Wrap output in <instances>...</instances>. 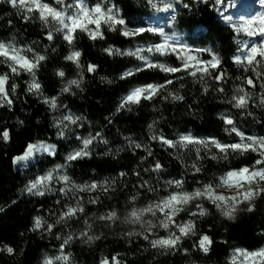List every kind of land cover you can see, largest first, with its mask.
I'll return each instance as SVG.
<instances>
[{
    "label": "trees",
    "instance_id": "obj_1",
    "mask_svg": "<svg viewBox=\"0 0 264 264\" xmlns=\"http://www.w3.org/2000/svg\"><path fill=\"white\" fill-rule=\"evenodd\" d=\"M169 1L174 4V14L172 20L161 25L163 32L173 38L169 42L183 44L193 50L211 48L221 58L226 80L217 83L206 77L207 93L203 92L205 85L202 82L185 73L176 74L184 76L183 81H177L176 77L156 69L121 79L129 69L143 66V61L134 56L109 55L104 49L109 46L122 51L137 47L147 49L163 42L159 32L145 31L139 36L125 37L120 34L124 26L118 25L116 31H108L104 26V39L92 40L78 32L74 44L70 46L60 33H54L52 41L47 40L49 29L43 26L35 13L26 22L23 9L12 7L8 0H0V40L13 41L18 47L32 48L34 53L47 57L36 72L43 95L27 91L30 74L21 71L19 75H14L6 65L0 64V75L8 74L10 77L7 87L12 99L11 107L7 104L0 107V264H44L46 257L60 254L62 239H57V235L64 237L85 230L83 221L86 217L93 225L89 234L101 238L89 243L74 239L66 245L64 252L71 253L70 264H100L101 259L107 257L111 260L113 256L121 264H231L234 249L255 251L264 247V198L255 202L254 212L242 210L235 221L225 220L206 203L210 214L193 218L196 219V235L184 238L178 250L154 249L142 237L125 235L134 230L132 225L123 223V217L132 207L130 197L139 192L137 207L156 198V194L138 187L142 181H149L158 188L159 195L165 194L163 182L169 179L184 178L185 187L191 190L197 186L196 181L214 180L230 169L250 166L258 158L256 153H248L243 156L230 154L227 160H212L202 150L201 155L205 156L200 161L203 172L192 175L191 164L196 161L195 147L168 148L158 140H152L153 135L162 134L175 141L181 134L191 133L199 138L215 137L223 143L237 142L239 138L234 133L225 132L224 129L230 126L221 119L222 115H230L236 126L247 135L264 136V106H259L260 97L264 96L260 83L264 80H257L254 89L245 85L246 90L253 93V100L247 109H236L226 102L236 86L242 84V78L251 76L256 79L251 69L245 72L243 66L233 61V57L241 52V46L237 43L240 32L222 17L218 7L214 6V0H208V3L203 0ZM45 2L52 3L53 0ZM72 2L65 0V3ZM97 2H102L104 7L114 5V10H119L120 18L130 29H149L153 17L166 13L164 0H160L155 7L153 0H87L89 6ZM73 50L82 53L79 67L65 59ZM33 52L26 54L32 57ZM142 55L154 62L172 66L180 64L174 55L161 56L147 51ZM199 55L203 60L211 59L207 52ZM90 64L96 65V70L91 73L87 71ZM58 70L65 72L64 78L56 74ZM257 70L264 74V69ZM72 79L82 80L80 88L72 86L69 93H61L67 81ZM167 79L175 82L161 90L154 99L142 100L139 105H129L117 111L122 98L132 88L148 83L163 84ZM13 83L17 85L14 94L11 92ZM181 83L183 88L180 87ZM220 87L225 89L224 93L217 91ZM169 93L182 95L184 99L173 100ZM45 97H57L58 107L51 109L43 102ZM249 112L251 115H248ZM68 114L84 119L75 125L69 124L63 129L64 135L61 137L58 133L63 125L58 127L57 123ZM150 124L154 125L152 129L148 127ZM5 130L9 133L8 141L2 137ZM96 133H100V136L89 146L91 155L71 162L66 174L77 184L114 181V191L110 190L107 194L102 191L78 192L77 198L83 197L84 214H80L78 219L56 225L50 233L44 229L34 231L35 217L40 216L47 223H54L64 210L63 205L74 204L75 200L58 193L44 197L24 194L22 190L26 183L57 164H64L65 157L82 146L78 137L86 138ZM39 140L55 142L56 154L39 157L25 171L18 169L15 158L23 155L29 144ZM104 140L108 143H103ZM129 141L142 147L136 149L130 146ZM146 149H150L152 155H148ZM215 151L213 149V153ZM156 161L163 165L161 172L145 171L151 169ZM185 164L189 167L185 168ZM122 172L126 175L120 176ZM95 196L100 197L101 203L89 204L88 200ZM57 200L61 203L57 204ZM246 207L244 205L242 209ZM113 208L118 210L120 221L111 224L95 219V216ZM188 218L186 213L179 217L181 220ZM155 231L160 236L167 235L162 229ZM204 234L214 241L208 253L197 246L199 237ZM153 238L155 236H150L149 240ZM6 246L12 247L14 252L9 254L3 250ZM54 264L61 262L54 261Z\"/></svg>",
    "mask_w": 264,
    "mask_h": 264
},
{
    "label": "snow or ice",
    "instance_id": "obj_2",
    "mask_svg": "<svg viewBox=\"0 0 264 264\" xmlns=\"http://www.w3.org/2000/svg\"><path fill=\"white\" fill-rule=\"evenodd\" d=\"M8 2L12 7H19L25 11L23 18L26 22L31 20V14L35 13L43 26L49 29L46 33L47 40L52 41L54 39V33H60L62 34L63 40L70 46L74 44L78 32L86 34L92 40L104 39V26H107L108 31H116L118 25L124 26L121 28L120 34L125 37L139 36L145 31L159 32L163 37V42L151 45L147 49L137 47L135 50L129 49L122 51L112 46L104 49L109 55L134 56L138 60L143 61V66L129 69L122 74L121 79L133 76L137 72L156 69L176 77L177 81H183L185 77L176 76V74L185 73L187 76L198 79L199 82L205 85L203 87L204 93L209 91L206 77L217 83L226 80L227 74L221 68V58L211 48L193 50L183 44L170 43L169 41L173 38L165 34L162 29H130L125 25L124 19L120 18L119 10H114V5L104 7L102 2H97L89 6L87 0H73L72 3H65V0H53L52 3L45 2V0H8ZM203 2L208 3V0H203ZM222 3L223 0H214V6L221 5ZM259 3L264 7V0H259ZM171 7V4L165 5V8ZM184 7L187 8L188 5L185 4ZM225 19L231 20L232 18L225 17ZM234 27L237 32H243L248 37L264 38V12H257L251 18L243 20L242 23ZM237 43L240 42L237 41ZM243 48L247 49V51L243 56H234L233 61L237 65L243 66L245 72L251 69L255 73L256 79L254 80L251 76L244 77L242 78V84L236 86L233 95L226 101L236 109H247L250 101L253 100V93L247 91L245 85L254 89L257 86V80H264V74L257 70L264 69V41L260 44H252L250 47L248 42L245 41ZM145 51L148 53H159L161 56L174 55L180 61V64L179 66H172L168 63L154 62L142 55ZM29 52H33V49L18 47L13 41L0 40V64L6 65L14 75H19L21 71L30 74L31 81L28 83L27 91L43 95L41 84L36 79V72L41 62L45 61L47 57L34 52L32 57H29L26 54ZM201 52H207L211 56V59H201L199 55ZM81 55L82 53L80 51L73 50L65 59L79 67ZM95 70L96 65H88L87 71L89 73ZM56 74L61 78L65 77L63 70H58ZM9 79L8 74L0 75V107H3L5 104L9 107L12 105V99L9 97V89L7 87ZM237 79L241 78L238 77ZM174 82L173 79H167L163 84L148 83L132 88L122 98L117 111L125 109L129 105H139L142 100L154 99L160 94L161 90ZM81 83L82 80L80 79L68 80L61 89V93H69L72 86L80 88ZM16 87L17 85L15 83L11 85V92L13 94L16 92ZM180 87H184L183 83L180 84ZM260 88L264 89V82L260 83ZM217 91L224 93L225 89L220 87ZM169 95L176 101L184 99L179 94L169 93ZM43 102L48 104L53 110L58 107L57 97H45ZM259 106H264V96L260 97ZM248 115H251V113L249 112ZM82 119L84 118L72 114L64 115L57 123L58 127L63 125L58 135L62 137L64 135V128H67L69 124L75 125ZM221 119H223L225 125L230 126L224 129L225 132L229 134L234 133L239 138L237 142L223 143L215 137L199 138L193 136L191 133L181 134L175 141L165 138L162 134L153 135L151 139L158 140L162 145L173 149L177 148V146L181 148H188L190 145L194 146L196 161L191 164L192 175L203 172V166L200 161H203L205 156L201 155L202 150L212 160H227L230 154L243 156L248 153H256L258 158L254 163L250 166L246 165L237 169H230L214 180L207 182L196 181L197 186L191 190L185 187L186 180L184 178L166 180L163 182L164 195H159V189L151 185L149 181H142L138 187L146 190L148 193L156 194V198L149 200L141 207H137L136 202L139 197V192L137 195L130 197L129 203L132 204V207L128 210L127 215L123 217V223L132 225L134 230L125 233L126 236L142 237L144 240L149 241L151 247L154 249L174 251L179 249L184 238L196 235V219L193 218L205 217L210 214L206 203L214 207L220 216L228 221H235L237 214L242 210L249 213L256 210L255 202L264 198V136L247 135L236 126V122L230 115H222ZM65 121L68 123H64ZM153 126V124H150L148 127L152 129ZM99 136L100 133H96L95 136L90 134L86 138L78 137V139H81L82 147L69 153L65 157L64 164H57L55 168L45 175L38 176L28 183L25 191L29 195L44 197L58 193L66 198L71 196L75 200L74 204L66 203L63 205L64 210L59 214L54 223H47L40 216L35 217L33 225L34 231L44 229L50 233L56 225L66 223L72 219H78L80 214H84L85 206L83 204V197L77 198L76 193L102 191L107 194L110 190L114 191V181L112 183L108 181H94L92 183L77 184L66 174V169L70 166L71 162L91 155L89 146ZM2 137L4 141L9 140L7 130L2 133ZM103 143L107 144L108 142L104 140ZM129 144L136 149L142 147L141 144L135 143L134 141H129ZM213 149L216 150L215 153H213ZM146 150L148 151V155H152L150 149ZM40 151L54 156L56 154V146L45 143H40L39 145L29 144L24 154L16 157L15 161L27 160L33 156L34 152ZM184 167L188 168L189 165L185 164ZM162 170L163 165L159 161H156L151 169H145V171L154 173H159ZM124 175L126 174L123 172L120 173V176ZM136 175L139 177V172ZM53 181L63 186L57 189L54 187ZM56 203L60 204L61 201L57 200ZM88 203L93 205L99 204L101 203V199L99 196L91 197ZM242 205H246V209H242ZM182 213H186L189 218L187 220L179 219ZM95 219L115 224L121 220V216L118 210L113 208L103 214L95 216ZM83 223L85 230L78 234L69 233L64 237L57 235V239H62L60 254L55 257H46L44 264H54V261H59L61 264H70L71 253L64 252L66 245H69L74 239H83L85 243H89L101 238L100 236L89 234L93 227L92 223L89 222V218L86 217ZM136 228L141 230L137 231L135 230ZM157 229L164 230L167 235H158L155 231ZM150 236H155V238L149 240ZM213 243L212 238L204 234L199 237L197 246L204 253H208ZM3 250H6L9 254L14 252L12 247L7 246ZM238 259L240 264H264V247L255 251L236 248L231 257V264H237ZM100 264H121V261L116 256L111 257V260L105 257L101 259Z\"/></svg>",
    "mask_w": 264,
    "mask_h": 264
},
{
    "label": "rangeland",
    "instance_id": "obj_3",
    "mask_svg": "<svg viewBox=\"0 0 264 264\" xmlns=\"http://www.w3.org/2000/svg\"><path fill=\"white\" fill-rule=\"evenodd\" d=\"M164 1H165V5L171 4L172 7L171 8H165L166 13L158 14L157 16L153 17V19H152L153 22H151L150 26H151V28H153L155 30L156 29H161V27H162L161 25L162 24L172 20V16L174 14V10H173L174 4L171 3L169 0H164ZM153 2H154L153 4H154V7H155L160 2V0H153ZM217 7L220 10V12L221 11L223 12L222 16L231 17L232 18L231 20H228V21L230 23H232V25H234V26H238L240 23L243 22V20L251 18L257 12H264V7H262L260 5L259 0H231L230 2L223 1V3L221 5H218ZM155 32H157V31H155ZM237 39L240 42L238 44L241 46V50H242L240 52L241 56H243V54L247 51V49L243 48V44H244L245 41L248 42L249 47L252 44H260L262 41H264V38L259 37V39H256L254 37H248L243 32H240L239 38H237ZM60 126H62V125H60ZM40 143H45V144H49V145H55L57 147L55 142L53 143V142L44 141V140H39V142L34 143V144L39 145ZM81 147L73 149L72 152L74 150H77V149L81 148ZM45 154H47V153H45L43 151L34 152L33 156L30 157L27 160H22V161H15L14 160L15 161V166L18 169H21L22 171H25V169H27L32 164H34L39 159V157H41V156H43ZM20 156H22V155H20ZM51 156H53V155H51ZM50 170H52V169H50ZM50 170L42 172L38 176L45 175ZM38 176H36V177H38ZM36 177L30 178L28 180V182L26 183L24 189L22 190V192L24 194L27 193L25 191V189H26V186L28 185V183L30 181L34 180ZM53 185L57 189L63 186L62 184L56 183L55 181H53ZM241 207H244V205H242ZM237 263L240 264L239 259L237 260Z\"/></svg>",
    "mask_w": 264,
    "mask_h": 264
},
{
    "label": "bare ground",
    "instance_id": "obj_4",
    "mask_svg": "<svg viewBox=\"0 0 264 264\" xmlns=\"http://www.w3.org/2000/svg\"><path fill=\"white\" fill-rule=\"evenodd\" d=\"M221 14L223 13L222 11L220 12ZM224 19H225V16H222ZM230 24H232V23H230ZM233 26V25H232Z\"/></svg>",
    "mask_w": 264,
    "mask_h": 264
},
{
    "label": "built area",
    "instance_id": "obj_5",
    "mask_svg": "<svg viewBox=\"0 0 264 264\" xmlns=\"http://www.w3.org/2000/svg\"><path fill=\"white\" fill-rule=\"evenodd\" d=\"M151 29H153V28H151ZM155 30V29H154Z\"/></svg>",
    "mask_w": 264,
    "mask_h": 264
}]
</instances>
